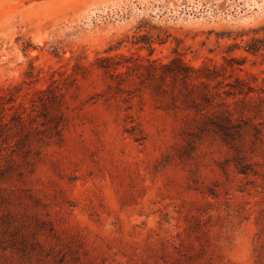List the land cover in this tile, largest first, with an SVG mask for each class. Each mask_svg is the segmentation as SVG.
Here are the masks:
<instances>
[{
  "label": "rangeland",
  "instance_id": "rangeland-1",
  "mask_svg": "<svg viewBox=\"0 0 264 264\" xmlns=\"http://www.w3.org/2000/svg\"><path fill=\"white\" fill-rule=\"evenodd\" d=\"M114 55L119 76L100 67ZM176 56L224 67L221 90L253 87L226 98L244 111L233 143L138 66ZM12 94L28 119L19 130L4 111L0 264H264V0H0ZM33 211L54 236L20 248Z\"/></svg>",
  "mask_w": 264,
  "mask_h": 264
},
{
  "label": "trees",
  "instance_id": "trees-1",
  "mask_svg": "<svg viewBox=\"0 0 264 264\" xmlns=\"http://www.w3.org/2000/svg\"><path fill=\"white\" fill-rule=\"evenodd\" d=\"M257 39L248 45L246 48L250 52H257L261 46L256 44ZM151 53L153 48L149 46ZM114 56L105 57V64H101L100 67L109 72L112 76H119L122 74L117 70L119 62L115 61ZM148 64L140 63L138 66L144 67L149 71V78H159L161 80L163 91L166 92L169 89L173 90L174 88L178 89L179 94L182 96V99L187 103L189 107H193L197 112L201 113L203 122L210 128H212L216 133H219L226 141L232 142L240 136V130L242 127L238 123L236 114L243 110H239L237 106H231L232 103L226 100L227 97H237L240 95H248L253 91V87L248 85L246 81L240 76L235 78L234 82H228L226 84L227 88H219V85L223 82L220 77H225V73L222 72V68L218 65H208L203 64L200 66H194L188 64L181 56H176L171 58L167 62L158 61V59L148 60ZM38 92H50V100H41L42 105L45 107H52L58 109V112L54 113L53 118L55 119L54 127L57 129L58 135H60V130L64 124H62L61 118L64 117V114L61 110V105L63 97L61 93H57L54 89H38ZM219 96L220 100H216V97ZM250 99L253 96L249 97ZM264 99H261L263 101ZM16 101V97L12 94L9 98H6L5 95H0V136L2 135V129L9 123L5 120V110L7 108H14L15 111L11 115L10 121H16L15 126L19 130L23 129L25 126V121L28 119L25 112L26 109L16 107L15 104L6 107L7 103H12ZM244 101V100H243ZM20 107H24L23 104ZM262 109H259L261 111ZM242 116V115H240ZM243 118V117H242ZM10 126L9 128H11ZM61 136V135H60ZM240 172L247 173V167L241 166L239 168ZM32 199L35 203H40V198L35 195L32 196ZM16 213L12 214V217ZM32 216L36 222L34 229L29 230L27 233L22 232L20 235V248L26 246L27 236L30 232L31 236L35 243L40 246H44L45 241L42 240L39 235L45 236H54L55 226L51 218H44L39 214V212H34ZM22 224V222L20 223ZM20 225L16 226L13 229V232H19ZM14 238L13 245H16L19 239ZM16 241V242H15Z\"/></svg>",
  "mask_w": 264,
  "mask_h": 264
}]
</instances>
